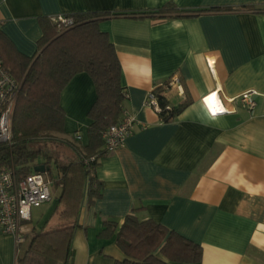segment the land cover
<instances>
[{"label":"crops","instance_id":"obj_1","mask_svg":"<svg viewBox=\"0 0 264 264\" xmlns=\"http://www.w3.org/2000/svg\"><path fill=\"white\" fill-rule=\"evenodd\" d=\"M168 2L185 11L99 22L121 65L123 110L134 128L95 167L102 195L80 210L70 264L123 260L116 234L130 213L201 246L199 262L180 264H264V0H0V32L32 57L42 36L40 17L153 10ZM173 77L178 83L164 96L172 106L188 104L163 122L145 99ZM213 91L227 113L208 114L201 98ZM245 91L255 92L251 112L229 101ZM95 98L91 78L74 75L59 98L64 132L55 134L85 146ZM53 210L32 230H45L57 218ZM107 220L117 227L100 237ZM28 226L33 224H25L22 236ZM27 245L19 253L15 238L0 233V264H16Z\"/></svg>","mask_w":264,"mask_h":264},{"label":"trees","instance_id":"obj_2","mask_svg":"<svg viewBox=\"0 0 264 264\" xmlns=\"http://www.w3.org/2000/svg\"><path fill=\"white\" fill-rule=\"evenodd\" d=\"M182 11L168 2L153 10L75 12L70 15L73 25L61 32L49 17H40L42 36L32 57L17 52L0 32V61L21 81L12 114L13 138L10 144L0 143V167L12 169L20 177L32 170L37 159L48 167L47 173L53 165L56 175L52 184L59 188V194L52 216L62 223L55 229L33 231L16 264H70L71 238L78 227L80 210L102 195V182L95 176V167L104 155L102 133L121 118L125 94L116 50L108 34L100 30L99 22L110 16L166 17ZM80 72L91 78L96 92L87 112L90 124L85 146L54 135L64 132L60 93ZM167 83L154 88L163 122L174 119L188 104L170 105L163 94ZM116 227L117 222L104 221L99 236H111ZM116 243L125 258L115 264H180L199 262L202 257L199 244L151 219L139 221L132 213L124 217Z\"/></svg>","mask_w":264,"mask_h":264},{"label":"built area","instance_id":"obj_3","mask_svg":"<svg viewBox=\"0 0 264 264\" xmlns=\"http://www.w3.org/2000/svg\"><path fill=\"white\" fill-rule=\"evenodd\" d=\"M58 31H64L73 25L74 19L70 15L58 14L49 17ZM178 79L171 78L166 89ZM21 82L16 80L0 61V143L10 144L12 135V112L14 100L19 92ZM254 91H245L229 100L238 101L248 111H253L256 102ZM207 112L211 116L227 113L229 110L217 91L210 92L201 98ZM145 104L157 113L161 110L154 89L148 93ZM134 119L123 111L121 118L108 126L102 133L104 154L120 145L133 132ZM74 140H80L79 133H75ZM94 159V157L92 158ZM32 170L20 177L12 169L0 167V233L10 234L17 243L23 241L25 222L31 221V209L38 208L51 198L50 187L52 181L47 177V171ZM2 166V165H0Z\"/></svg>","mask_w":264,"mask_h":264},{"label":"rangeland","instance_id":"obj_4","mask_svg":"<svg viewBox=\"0 0 264 264\" xmlns=\"http://www.w3.org/2000/svg\"><path fill=\"white\" fill-rule=\"evenodd\" d=\"M19 82H21V81H19ZM16 99H17V96L14 100L13 110L15 107ZM12 114H13V112H12ZM54 135L58 138H61L59 135H56V134H54ZM35 162L36 163L40 162V159H37ZM35 162H34V164H35ZM55 175H56V169L53 165H51L50 170L47 173V177L52 181L55 178ZM49 176H51L52 178ZM50 192H51L50 200L38 208H32L31 209V221L23 223V224H27V225L33 224V227L28 226L30 229L29 230L26 229V231H25L26 235L23 236V238H24L23 241L18 243L20 246V249L18 251L19 253L22 251L23 247L27 245L28 240L31 237V234L33 233V230L38 229V227H35L34 225L37 224L38 222L42 221L43 219H47V215L49 213H51L52 210L55 208V206L57 204V197L59 194V188L52 184L50 187ZM60 222L61 221L59 219L53 217L52 219L47 221L45 230H50V229H54V228L58 227L60 225ZM32 228H33V230H32Z\"/></svg>","mask_w":264,"mask_h":264},{"label":"water","instance_id":"obj_5","mask_svg":"<svg viewBox=\"0 0 264 264\" xmlns=\"http://www.w3.org/2000/svg\"><path fill=\"white\" fill-rule=\"evenodd\" d=\"M33 170L37 172H45L48 170V167L44 164H37L33 167Z\"/></svg>","mask_w":264,"mask_h":264}]
</instances>
